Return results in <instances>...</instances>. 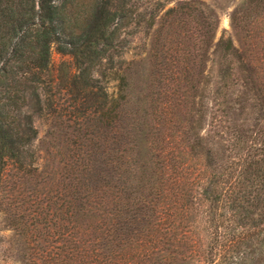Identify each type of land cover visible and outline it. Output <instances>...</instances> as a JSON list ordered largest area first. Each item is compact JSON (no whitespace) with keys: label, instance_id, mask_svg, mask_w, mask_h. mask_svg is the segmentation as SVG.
Instances as JSON below:
<instances>
[{"label":"trees","instance_id":"1","mask_svg":"<svg viewBox=\"0 0 264 264\" xmlns=\"http://www.w3.org/2000/svg\"><path fill=\"white\" fill-rule=\"evenodd\" d=\"M168 1L0 0V165L24 180L50 46L75 68L43 199L5 217L18 264H264V0L216 37L203 0Z\"/></svg>","mask_w":264,"mask_h":264},{"label":"rangeland","instance_id":"2","mask_svg":"<svg viewBox=\"0 0 264 264\" xmlns=\"http://www.w3.org/2000/svg\"><path fill=\"white\" fill-rule=\"evenodd\" d=\"M205 4L214 10L218 16L216 37L221 30L230 33L229 11L238 0H203ZM173 0L165 3L170 5ZM149 32L139 29L132 36L130 46L124 53L125 58L143 54L144 47L148 45ZM75 70L68 54L58 52L53 45L49 49V83L41 89V97L44 101L42 111L33 115V125L36 128V136L31 143L34 150L33 171L35 177L30 176L29 181L19 177V172L11 163L0 165V264H18L15 252L16 244L8 226L7 215L15 213L22 216L34 206L35 202L43 199L41 188V169H49L54 165L57 157V146L60 144V135L51 137V131L58 129L60 122H67L71 117L69 113V99L63 88L58 85L59 77L64 72L72 73ZM114 80L108 81L107 89H114ZM48 101V102H47ZM44 171V170H43ZM11 216V215H10Z\"/></svg>","mask_w":264,"mask_h":264}]
</instances>
